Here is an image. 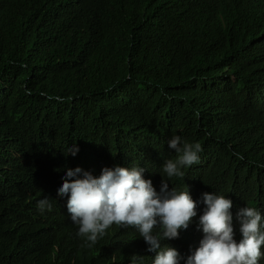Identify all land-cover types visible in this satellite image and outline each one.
Segmentation results:
<instances>
[{
  "label": "trees",
  "instance_id": "trees-1",
  "mask_svg": "<svg viewBox=\"0 0 264 264\" xmlns=\"http://www.w3.org/2000/svg\"><path fill=\"white\" fill-rule=\"evenodd\" d=\"M0 264H264V0H0Z\"/></svg>",
  "mask_w": 264,
  "mask_h": 264
},
{
  "label": "clouds",
  "instance_id": "clouds-1",
  "mask_svg": "<svg viewBox=\"0 0 264 264\" xmlns=\"http://www.w3.org/2000/svg\"><path fill=\"white\" fill-rule=\"evenodd\" d=\"M97 217L78 219L75 220L76 224L81 227L90 228L96 231L102 230L104 227L102 217L96 219Z\"/></svg>",
  "mask_w": 264,
  "mask_h": 264
}]
</instances>
